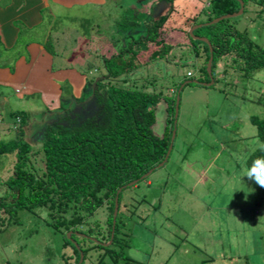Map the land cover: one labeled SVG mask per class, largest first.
I'll use <instances>...</instances> for the list:
<instances>
[{
	"label": "rangeland",
	"instance_id": "374dc122",
	"mask_svg": "<svg viewBox=\"0 0 264 264\" xmlns=\"http://www.w3.org/2000/svg\"><path fill=\"white\" fill-rule=\"evenodd\" d=\"M122 1L109 3L101 12L88 9L78 12L75 8L67 12L60 8L54 15L44 16L43 23L33 31L17 23L16 45L0 44V65H4L5 58L11 62L17 59L16 64H20V60L28 57L24 44H30V40L44 43L43 33H48L44 48L51 58L49 64L45 54L46 62L43 61L42 54L38 64L29 63L30 69L26 70L30 72L31 82L37 84L32 95L18 98L14 90L6 93V99L0 95V142L14 139L15 127L19 125L10 113L22 112L26 122L23 138L33 148L30 162L35 168L42 165L38 148L42 128L64 116L66 111L72 118L79 114V119L94 112L95 108L91 107L94 97H84L82 104L72 95L74 91L76 96L80 94L86 80L79 84L74 81L97 76L99 71L91 66L94 52L100 54V50L114 43L125 46L126 21L139 20V10L143 8L137 7L135 1L125 0V6ZM204 2L174 1L171 15L176 13L177 21L184 19L185 22L177 28L168 26L171 32L168 30L161 36L173 46L165 59L146 63L128 75L105 80L125 87L155 83L168 96L174 94L179 82L183 85L169 158L122 194L118 213L124 239L122 254L148 264H264V188L243 177L244 158L257 147L258 141L256 128L249 118L257 115L264 119V108L256 103V92L264 91V73L242 80L232 72L226 76L219 74L211 86L194 83L201 76L192 62L193 54L181 49L178 43H189L187 35L194 39L195 35L189 34L190 28L197 25L192 24L196 17L192 12L197 13ZM134 5L136 12L129 7ZM252 10L247 6L242 15L231 21L239 31H246L250 38L264 45V22ZM85 35L91 36L90 44L85 41ZM100 36L104 40L98 42ZM86 61L91 63V68L83 64ZM46 67H49L48 73H60L63 78H46L47 70H43ZM221 67L217 69L220 71ZM68 71L75 72L71 74L73 80L67 76ZM81 104L87 108H81ZM166 108L165 101L157 105L152 126L156 135L162 134L166 124ZM12 157L0 156V196L5 190L3 181L10 173ZM102 210H97L89 221H103L106 234L107 211ZM15 219L8 225L0 221V264H69L67 256L71 248L64 244L62 229L58 231L47 224L43 211L30 213L20 209ZM68 233L71 231L65 232L66 238H70ZM79 244L90 246L85 251L83 264H113L115 257L104 256V251L92 243L80 240ZM110 248L118 251L117 246Z\"/></svg>",
	"mask_w": 264,
	"mask_h": 264
},
{
	"label": "trees",
	"instance_id": "16d2710c",
	"mask_svg": "<svg viewBox=\"0 0 264 264\" xmlns=\"http://www.w3.org/2000/svg\"><path fill=\"white\" fill-rule=\"evenodd\" d=\"M205 1L207 5L197 14L204 15L201 18L196 15L192 24L207 23L239 9L236 0ZM241 1L243 13L248 6L254 9L252 11L256 18L264 22V0ZM138 17L141 18L126 21L123 32L128 43L124 40L125 46L114 43L100 50V54L94 52L92 65L87 61L83 63L99 71L97 80L96 77L88 80L84 76L82 79L87 83L80 87L79 95L76 96L75 91L72 95L75 101L81 103L84 97L93 95L91 107L95 108L94 112L79 119V114L72 118L65 114L68 113L66 111L63 112L64 116L44 127L38 147L42 155L40 168H35L30 162L33 148L23 138L26 122L22 112H12L10 115L15 119V124L19 125L15 127L14 139L0 142V156H13L10 173L3 181L5 190L0 196V221L6 222V225L15 222L16 213L20 209L30 213L43 211L48 219L47 224L55 230L62 229L64 244L71 248L67 256L69 264H78L80 254V264H83L85 251L90 246L82 247L80 240L92 243L104 251V256L107 254L115 257L113 264H148L122 254L124 239L121 238L118 213L125 189L134 187L145 173L150 169L155 170L165 158L174 128L176 91L182 82L174 87L172 96L157 89L155 83L125 87L105 82L108 78L128 75L146 63L165 59L170 53L172 44L166 43L161 37H164L167 30H172L167 26L168 16L161 15L153 19L151 13L140 12ZM234 23L231 18H227L193 31V35L205 37L210 43L211 75L214 82L219 74L226 76L235 72L237 78L248 80L256 73H264L263 43L250 38L246 31H239ZM135 31L137 34L133 35ZM101 38L98 42L104 40ZM187 38H190L189 43L183 45L179 42L178 45L192 52V62L203 78H199L198 82L208 83L211 80L206 70L210 55L208 46L188 35ZM84 39L90 44L91 36L85 35ZM118 46L119 49H115ZM98 60L100 65H97ZM219 65L222 66L220 71L217 69ZM256 93V103L264 108V91L260 89ZM161 101L167 103L166 124L162 134L156 135L152 126L155 124L157 105ZM249 120L256 128V138L264 143V119L251 115ZM262 156L264 152L259 151L258 147L254 148L245 156L244 167L250 166L253 160ZM134 180L137 182L129 186ZM119 188L118 210L113 224L114 200ZM100 208L107 211L104 221L106 234L103 232V221H89ZM68 231H71L70 238H66L65 232ZM109 240L111 243L108 246L102 245ZM111 246H117L118 251Z\"/></svg>",
	"mask_w": 264,
	"mask_h": 264
},
{
	"label": "crops",
	"instance_id": "0c3cea01",
	"mask_svg": "<svg viewBox=\"0 0 264 264\" xmlns=\"http://www.w3.org/2000/svg\"><path fill=\"white\" fill-rule=\"evenodd\" d=\"M122 0H0V44L7 46H15L17 38L19 36L17 32V23H20L24 29L27 30H35L39 25L43 23L44 16H52L54 13L63 8L65 11L72 10L75 8L76 11H82L85 9L88 10H96L101 12L106 5L109 3H118ZM125 1V0H123ZM122 1V4H123ZM135 1L134 4L136 6L143 7L145 11L154 10L155 6L158 9L157 14L163 9L167 8L166 5L162 4L161 0H131ZM137 1V2H136ZM125 6V4H123ZM158 5V6H157ZM160 5V6H159ZM203 4H200V8ZM121 6V5H120ZM128 5H126L127 7ZM129 6L130 9H135L136 7ZM155 9V10H156ZM174 11V9H172ZM69 12V11H67ZM200 12V9L197 13L192 12V16L197 15ZM176 13L170 15L169 19L173 18V23L176 25L178 23L176 17ZM182 22V20H180ZM183 19V24H184ZM44 43L38 41H29L30 44H24V48L28 57L20 60V64L17 63V59L10 61L9 58L4 59V65H0V87H2L0 91L1 97L6 99V93L8 91H13L18 93V98H21L22 95H32L34 89L36 88L35 82H31L32 79H29L30 72H26V70L30 69L29 63H36L38 59L42 58V54L44 56L43 61L46 62V57L49 60L51 59L49 55H47L45 51V37L48 36V33L45 31L44 33ZM33 43V44H32ZM28 45V46H27ZM4 46H1L3 48ZM26 46L28 48H26ZM45 54V55H44ZM32 58V59H31ZM32 61V62H31ZM38 64V62L36 63ZM22 65V66H21ZM48 66V65H47ZM35 67L33 66V69ZM49 67L44 68L43 70H47ZM35 70V69H34ZM70 79L73 80V76L75 75L74 71H68ZM57 76H61L60 73L56 72H45V77L50 80L55 79ZM75 78V77H74ZM83 78V77H82ZM75 78L74 83L79 84L80 81H83ZM59 79V78H58ZM78 80V81H77ZM28 83V84H27ZM71 83V84H74ZM19 91H18V90ZM4 93V94H3ZM11 114V113H10ZM25 128V126H24Z\"/></svg>",
	"mask_w": 264,
	"mask_h": 264
},
{
	"label": "water",
	"instance_id": "95a60500",
	"mask_svg": "<svg viewBox=\"0 0 264 264\" xmlns=\"http://www.w3.org/2000/svg\"><path fill=\"white\" fill-rule=\"evenodd\" d=\"M236 1H238V3H239V9H238L237 12L222 15V16L217 17V18H215V19H213V20H211V21H209V22H207V23L197 24V25L193 26L192 28H190V30H189V34L193 36L192 32H193L195 29H197V28H201V27L204 26V25L214 24V23H216V22H218V21H220V20H222V19H227V18H232V17H238L239 15H241V14L243 13V2H242L241 0H236ZM157 11H158V9L154 10V17L156 16L155 13H157ZM193 37H194L195 40L202 41V42H204V43L208 46V50H209V54H210V55H209L208 61H207V63H206V70H207V73H208V75L210 76V79H211V80L209 81V83H200V82H198V81H197V82H194V83H196V84H201V85H204V86H211L212 83H213L212 75H211V62H212V54H211V52H212V48H211V46H210V43L208 42V40H207L205 37H199V36H193ZM186 83H189V82H186ZM182 87H183V85L180 86V88H179V90L177 91V94H176L175 108H174V122H173V123H174V128H173V130H172L171 139H170V144H169V146H168V149H167V152H166V154H165V158H164V160H163L161 163H159L156 167H159V166H161V165L164 164V162L166 161V159H167V157H168V155H169V153H170L171 147H172V140H173L174 135H175L176 117H177V113H178L179 93H180V90H181ZM156 167H155V168H156ZM152 170H153V169H150L147 173H145V174L141 177V179H142V178H145L146 176H148V175L152 172ZM136 182H137V180H134V181L130 182L128 185H129V186H130V185H133V184H135ZM120 190H121V188H119V189L117 190V192H116V197H115V200H114L113 220H112V223H113V224H114V222H115V217H116V215H117V210H118V199H117V195H118V193H119ZM69 235H70V233L67 234L68 237H69ZM111 236H112V234H111ZM91 240H93L94 242H96L95 239H91ZM110 243H111V240H109L108 243H105V244H102V245H103V246H106V245H109ZM81 261H82V255L80 254L78 264H80Z\"/></svg>",
	"mask_w": 264,
	"mask_h": 264
},
{
	"label": "clouds",
	"instance_id": "9594fccd",
	"mask_svg": "<svg viewBox=\"0 0 264 264\" xmlns=\"http://www.w3.org/2000/svg\"><path fill=\"white\" fill-rule=\"evenodd\" d=\"M162 1V4L165 6L166 5V7L167 8H165V9H163V11H160V13H155V17L153 16V19H155V18H158L159 16H161V15H167L168 16V18L170 17V15L172 14V9H173V5H174V1L175 0H173V2L172 3H169V2H167V1H165V0H161ZM207 5V2L205 1V3H203V5H202V7L203 6H206ZM160 6V5H159ZM137 7H139V6H137ZM137 7L135 8L136 10H137ZM201 7V8H202ZM141 8H143V7H140V9ZM201 8H200V10H201ZM135 10V11H136ZM140 12H145V13H151V15H152V13H154V10H150V11H145V9L143 8L142 10H139ZM177 15V14H176ZM194 16H196V15H194ZM198 16V15H197ZM183 17V16H182ZM174 18H176L177 19V16L176 17H174ZM172 22H173V18L170 20H168L167 21V26H172L173 28H177L178 26H180V24L181 23H183V19H182V22H178L176 25H173L172 24ZM190 27V26H189ZM167 32H168V30H167ZM192 34H193V32H192ZM189 76V75H188ZM212 80H213V78H212ZM213 83H214V81H213ZM212 83V84H213ZM199 85H201V84H199ZM180 88V87H179ZM183 88V87H182ZM179 90V89H178ZM177 90V91H178ZM176 94H177V92H176ZM90 97H93V95H91ZM83 104V103H82ZM81 104V106H83L84 108H87V107H85L84 105H82ZM54 121V120H53ZM42 129H44V128H42ZM41 129V130H42ZM257 147H258V150L259 151H261V152H264V143H261V142H259V141H257ZM243 177H247L249 180H252V181H254L257 185H259L261 188H264V156H262V157H258V158H256L255 160H253L252 161V163H251V165L250 166H248V167H245L244 168V170H243Z\"/></svg>",
	"mask_w": 264,
	"mask_h": 264
}]
</instances>
